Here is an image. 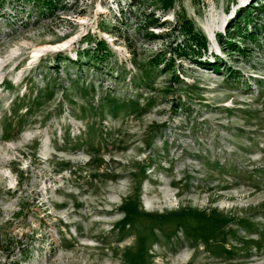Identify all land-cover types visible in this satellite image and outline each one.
I'll return each mask as SVG.
<instances>
[{
  "label": "rangeland",
  "instance_id": "rangeland-1",
  "mask_svg": "<svg viewBox=\"0 0 264 264\" xmlns=\"http://www.w3.org/2000/svg\"><path fill=\"white\" fill-rule=\"evenodd\" d=\"M0 264H264V0H0Z\"/></svg>",
  "mask_w": 264,
  "mask_h": 264
},
{
  "label": "trees",
  "instance_id": "trees-1",
  "mask_svg": "<svg viewBox=\"0 0 264 264\" xmlns=\"http://www.w3.org/2000/svg\"><path fill=\"white\" fill-rule=\"evenodd\" d=\"M164 5L165 9H171L174 6V0H164ZM149 26L150 28L159 26L158 20L151 19ZM175 30L180 32L184 37L183 41L185 42V45L183 46V49H179L181 56H190L194 59L196 56L203 55V53H205L204 51H207V38L196 30L193 21L187 16H181L179 18V22L176 25ZM153 36L154 38H157L156 35ZM254 41H256V39ZM97 46L101 54H104V52L107 51L106 46L101 42ZM187 52H190L191 54L189 55Z\"/></svg>",
  "mask_w": 264,
  "mask_h": 264
},
{
  "label": "bare ground",
  "instance_id": "bare-ground-1",
  "mask_svg": "<svg viewBox=\"0 0 264 264\" xmlns=\"http://www.w3.org/2000/svg\"><path fill=\"white\" fill-rule=\"evenodd\" d=\"M222 29L219 30V32L221 31ZM50 47H52L53 49L57 50L59 48H62V47H65V45H51ZM42 56L41 54V50H35L33 53H32V61L31 63L34 64L36 63L37 61H39L40 57Z\"/></svg>",
  "mask_w": 264,
  "mask_h": 264
}]
</instances>
